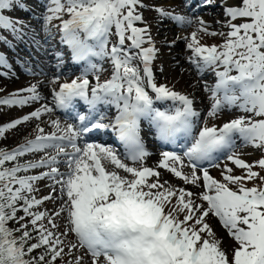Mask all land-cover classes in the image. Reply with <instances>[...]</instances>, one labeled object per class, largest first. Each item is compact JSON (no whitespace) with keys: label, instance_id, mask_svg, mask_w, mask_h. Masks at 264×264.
Listing matches in <instances>:
<instances>
[{"label":"snow or ice","instance_id":"snow-or-ice-1","mask_svg":"<svg viewBox=\"0 0 264 264\" xmlns=\"http://www.w3.org/2000/svg\"><path fill=\"white\" fill-rule=\"evenodd\" d=\"M213 3L198 0L195 7ZM144 7L143 0H44L43 31L50 39L52 28L58 29L60 43L71 62L82 65L81 72L70 81L60 82L62 72L49 80L58 85L50 88V100L39 91L40 82L0 97V106L10 108L43 101L0 125V140L9 130L57 111L71 114L73 122L49 119L51 132L37 124L34 138L0 147V264H83L85 255L90 264H264V156L249 163L236 152L238 145L264 150V0H222L225 19L217 24L226 32L211 31L197 15L196 30L179 38L198 75L215 79L203 83L211 101L207 117L225 110L240 113L213 126H201L194 98L157 83L158 49ZM17 9L29 10L24 0H0V29L22 40L31 25L4 14ZM153 10L161 23H194L192 16L161 5ZM200 34L223 40L203 44ZM0 41L7 43L3 36ZM32 43L39 46L35 34ZM56 59L62 67L64 54L57 52ZM104 61L112 72L101 81ZM0 67L9 70L0 76L11 74L2 54ZM26 71L35 75L32 67ZM78 104L86 111H77ZM142 121L162 144L181 151H162L156 167L144 166L151 153L141 136ZM109 131L123 152L98 142V134ZM30 154L41 155L22 160ZM209 167L222 168V179ZM36 169L47 171L31 174ZM158 169L202 191L162 180ZM42 180L50 184L40 197ZM49 201L52 209L39 210ZM210 217L227 230L230 246L217 236ZM72 235L74 241L68 239ZM81 249L84 253L75 255Z\"/></svg>","mask_w":264,"mask_h":264},{"label":"rangeland","instance_id":"rangeland-1","mask_svg":"<svg viewBox=\"0 0 264 264\" xmlns=\"http://www.w3.org/2000/svg\"><path fill=\"white\" fill-rule=\"evenodd\" d=\"M192 1H197L198 3V0H192ZM24 2L27 4L29 9L27 12L17 9L16 11H6L4 13L5 15L12 16L13 18L23 19L26 23L31 25V28L25 29L26 35L23 37L22 40L17 39L15 36H13V34L9 30L0 29V36H3L7 41V43L0 41V54L4 55L7 58V62L11 66V74L6 76H0V97L6 96L12 92L17 91L18 89L26 88L30 84L40 82L39 91H44L48 96V99L50 100L51 99L50 88L52 87L58 88V85H50L49 80H51L55 75H58L59 70L64 69V66L54 71L50 70L48 67L47 71L41 72L38 67V61H35V59L38 58L41 65H43L42 59L46 58L48 55L50 58L49 60H51V57L53 55H56V53L58 52L56 49L57 46L62 45L60 43L61 36H59L60 33L56 28H52L51 30L52 35L50 39L47 38V33L43 34L42 32L43 24L40 18L44 13V0H24ZM168 2L169 0H143V3L146 5V7L141 9L142 15L144 17V22L149 26L152 37L155 41V46L158 49L157 58L153 62V69L157 83H166L169 86H173L175 90L190 95L189 92H191L190 90L193 87V85L198 86L199 89L200 88L203 89V83L205 80L209 84H213L215 82V79L214 77L208 76L209 74H205L203 78H201V76L198 75L196 70L187 60V57L190 56L191 53L186 50V46H185L186 42L182 39H179L180 37L190 36V34L196 30L198 26L195 23L197 15L193 16L187 14L189 16H192L194 20V23L191 26H187V27L177 26L173 22L167 20L161 23L160 19L158 18L157 12L153 10L154 5H161L170 11L174 10L176 13L182 14L180 13V10L182 9V4L180 6H174L168 4ZM221 3L222 0H214L212 6L219 8L221 6ZM195 4L193 5V10L196 9V11H198L199 7L196 8ZM201 6H203L204 8L207 7L202 4ZM219 9L220 10L222 9V11L224 12L223 7L222 8L220 7ZM218 10L217 12H219L220 15L211 16L212 23H207V24L210 26L211 31L226 32L227 31L226 28H221L220 25L217 24V21H223L225 19L223 12ZM198 12H200V14L198 15L199 17L203 16L202 17L203 19L210 18V14H208L207 11L205 12L203 10L202 12V10H200ZM53 23L58 24L59 22L54 21ZM167 26H170V28L172 29L171 31H173V33L168 32L166 30ZM216 27H219V29H216ZM33 34H35L36 39L39 41V46L32 43ZM200 36L202 37L201 43L208 45L214 43L220 44L223 40V37L221 36L213 37V36H206L203 34H200ZM56 41H58L59 45L56 44ZM63 48L64 47L59 46V51H61ZM63 50H65L64 55L69 57L68 55L69 50L68 49H63ZM61 53L63 52L61 51ZM102 65L105 70L100 73V77H101V81H104L110 78L112 68H111V64L107 61H104ZM27 67H32L33 71L36 72L35 74L38 73V76L30 75L26 71ZM161 68L163 69L162 72L160 71ZM0 71H9V70L7 68L0 67ZM80 72L81 70L79 68H75V70L64 69L62 72L63 75H61L60 82L62 83L65 80L70 81L72 78L79 76ZM89 78L92 79L91 76ZM200 92L206 95V92L202 91L201 89ZM209 102H210L209 100L206 101V105H205L206 112H204V110L203 111L201 110L202 111L201 126L203 125V123H207L208 126L222 125V123L226 122V119L229 116H231V112L225 110L222 111L215 118H208L207 111L209 110L210 107ZM40 103H43V101H41ZM40 103H35L30 106H26L24 108H20V107L10 108L7 106H0V125L8 123L14 119L20 118L21 116L33 111L35 108L40 106ZM160 107H163V105H161ZM52 115H54L55 117H59L61 122L67 119L73 122L71 118H67L71 115L63 117L61 114H58L56 112L53 113ZM42 119H43L42 122L32 120L34 123L32 124V126L25 127L23 126L24 125L23 124L18 126L14 130H9V132L6 133L5 138L3 140H0V146L12 148L24 143L26 139L34 138L36 135L35 126L37 124H40L41 127H44L46 132H51L52 128L51 127L49 128L48 120L52 118H50L48 115H45L44 117H42ZM141 130L142 131L145 130L144 131L146 133L145 135H147V139H149L147 141L149 146L151 145L154 147V144L151 141L153 128L149 124H143L141 125ZM103 136L106 137V140L104 141L98 140V142H103L106 145H110L113 147H116L118 145L117 141L111 140V137L113 136L112 134L107 132V133H103ZM154 148L155 150L151 151L150 152L151 155H149L144 161V166L156 167L159 160L161 159V152L163 150H159L156 147ZM180 151L181 148L177 150V152ZM236 152L241 156V158H243L246 162L249 163H252L256 161L258 158L264 156V150H257L251 145L240 146L236 149ZM39 155L41 154H36L35 156L30 154L22 158V160L38 159ZM126 162L130 163L128 161ZM61 170H65L63 165L61 166ZM158 170L161 172L162 180H168L174 185L186 187L194 192L202 191V189H197L192 185H184L181 180L175 178L171 173H169L165 169H158ZM254 170L261 171L259 168H256ZM41 171H47V169L32 170L31 174H38ZM209 171L214 178L222 179L221 177L222 168L209 167ZM234 171L236 174H241L242 170L234 169ZM262 175H264V172H262ZM48 184H50V181L48 180H42L37 183V186L40 189V191L37 193V196L42 197L48 194L49 189L48 187H46V185ZM247 186L251 187L253 186V183L248 182ZM54 206L55 205L50 201L45 202V204L41 206L39 210L52 209ZM57 222L61 225V231H63L64 228L63 222L62 221H57ZM208 222L213 227L217 236L222 240V243L225 246H230L233 243L232 238L228 235L227 230L224 229L223 226L219 223L218 218L210 217ZM68 239L74 241L75 237L74 235H72L69 236ZM83 253L84 250L81 249L79 252H75V255H82ZM71 258L72 257L66 256L65 260ZM83 264H90V256L88 255L84 256Z\"/></svg>","mask_w":264,"mask_h":264},{"label":"bare ground","instance_id":"bare-ground-1","mask_svg":"<svg viewBox=\"0 0 264 264\" xmlns=\"http://www.w3.org/2000/svg\"><path fill=\"white\" fill-rule=\"evenodd\" d=\"M186 3H187V0H169V2H168V4H171V5H174V6H180L181 4H182V9L180 10V13H182L183 15H187V14H189V15H193V8H188V7H186ZM221 7V6H220ZM219 7V8H220ZM219 8H217V7H214V6H207V7H203V6H201L200 5V7H199V9H198V11H200V10H202V12H203V10L206 12H208V14H210V18H204V21H206L207 23H212V21H211V16H216V15H220V13L219 12H217V10L219 9ZM222 8V7H221ZM198 11H196V9H195V13H196V15H199L200 14V12H198ZM218 11H221V12H223L222 11V9L220 10H218ZM198 12V13H197ZM193 16H195V15H193ZM203 17V16H202ZM220 17V16H219ZM214 18H216V17H214ZM223 19V18H222ZM216 29H219V27H216ZM166 30L168 31V32H172L173 33V31H171L172 29L170 28V26H167L166 27ZM221 30V29H220ZM42 32H43V34H45V32L43 31V29H42ZM165 32V31H164ZM45 36V35H44ZM208 76H211V77H213V75H211V74H209ZM195 83V82H194ZM193 85V84H192ZM202 91H204V88L202 89V88H200ZM200 89H199V87L198 86H196V85H193V87L191 88V92H189L190 93V97H192V98H194V100H195V106H196V108L200 111V112H202L203 110H204V112H206V101L207 100H209V93H207L206 92V95H204V94H202L201 92H200ZM49 91V90H48ZM41 92V94L43 95V96H46V97H48L47 95H46V93L44 92V91H40ZM205 92V91H204ZM186 94V93H185ZM210 101V100H209ZM210 104H211V101L209 102V106H210ZM210 108V107H209ZM202 110V111H201ZM228 112H231V116H229L227 119H226V122L227 121H229L230 119H232V118H234L236 115H239L240 113L238 112V111H236V110H232V111H229V110H227ZM55 115V114H54ZM54 115H51V117L50 118H52V119H56L57 117H55ZM43 120V119H42ZM48 120V119H47ZM45 121V120H44ZM62 124H66V123H72V121L70 122V121H62L61 122ZM32 124H34L33 123V121H29V123H25L23 126H25V127H29V126H32ZM50 128V127H49ZM51 131V130H50ZM145 131V130H144ZM144 131H142L141 130V136H142V139L144 140V143H146L147 144V139H146V136L147 135H145L146 133L144 132ZM113 135L115 136V134L113 133ZM117 139V138H116ZM149 140V139H148ZM152 141V140H151ZM149 148V150L151 149L152 151H154L155 150V148L154 147H148Z\"/></svg>","mask_w":264,"mask_h":264},{"label":"trees","instance_id":"trees-1","mask_svg":"<svg viewBox=\"0 0 264 264\" xmlns=\"http://www.w3.org/2000/svg\"><path fill=\"white\" fill-rule=\"evenodd\" d=\"M1 147V146H0ZM57 264H59V261L57 262Z\"/></svg>","mask_w":264,"mask_h":264}]
</instances>
